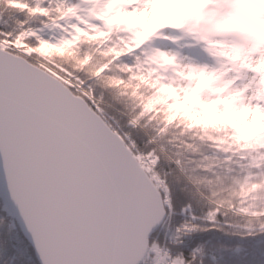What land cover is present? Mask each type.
Wrapping results in <instances>:
<instances>
[{
  "label": "snow or ice",
  "instance_id": "1",
  "mask_svg": "<svg viewBox=\"0 0 264 264\" xmlns=\"http://www.w3.org/2000/svg\"><path fill=\"white\" fill-rule=\"evenodd\" d=\"M111 3L4 0L15 19L0 14V264H264V205H248L264 163L187 119H215L213 93L244 86L210 43L236 34L206 35L195 18L117 30ZM239 71L249 95L260 74ZM101 81L125 103L106 104Z\"/></svg>",
  "mask_w": 264,
  "mask_h": 264
},
{
  "label": "rangeland",
  "instance_id": "2",
  "mask_svg": "<svg viewBox=\"0 0 264 264\" xmlns=\"http://www.w3.org/2000/svg\"><path fill=\"white\" fill-rule=\"evenodd\" d=\"M254 0H112L105 14L111 17V23L119 21L120 15L132 12L127 23L132 28H142V35H148L164 24L187 23L195 18V29L206 35H221L235 33V43L225 44L221 40H211V46L221 53H225L231 60L233 69L237 71L234 79L240 80L243 87H233L226 84L218 92L214 102L226 103L236 112L239 127L250 138H258L262 129L260 115H264V31L258 28V23L252 21L255 17ZM166 3V5H165ZM131 7V11L129 8ZM115 9V14L113 13ZM262 19V17H260ZM264 19V15H263ZM121 21V20H120ZM119 21V23H120ZM223 21V22H222ZM253 68L260 74L252 93L245 95V91L252 87V82L247 80L246 73L239 69ZM204 87H208L205 82ZM253 101H257L254 103ZM226 107L222 111L226 112ZM217 109L218 116L224 113ZM261 115V116H262ZM264 127V126H263ZM264 138L256 139V146H261ZM264 146V145H263ZM257 163L264 160L256 156ZM261 198L264 193L259 194ZM230 206V203L228 201Z\"/></svg>",
  "mask_w": 264,
  "mask_h": 264
},
{
  "label": "trees",
  "instance_id": "3",
  "mask_svg": "<svg viewBox=\"0 0 264 264\" xmlns=\"http://www.w3.org/2000/svg\"><path fill=\"white\" fill-rule=\"evenodd\" d=\"M106 13V12H105ZM107 16V14H105ZM0 14H3L4 21H6L8 26H11L15 15L12 12L11 9H8L6 6H4V0H0ZM132 12H128V14L123 13L120 15L119 21H115L113 24L117 26V30H124L121 29L120 26H125L126 29L132 30L136 28H132L129 23H127L128 19H131ZM53 56H55V62L56 63H66L70 64L73 67H76L75 64V57L74 56H66L62 54H48L47 58L52 60ZM100 86L104 88L107 92V98L105 99V103L112 105L114 101L125 103V100L123 97L118 95V91L115 89H112L107 86L106 83L103 81L100 82ZM221 102H210L208 106L212 109L213 112L217 113V107L216 105H221ZM226 107V112L222 111L224 113L223 116H218L215 119H211L204 116H198V115H189L187 117L189 124H196L198 125L197 132L195 135L200 136L203 139H216L220 141L221 146L222 145H228L229 148H231L234 152H241L242 155L247 159L249 163H251L254 160V157L259 156L264 160V141L261 144V146H256V139L258 138H264V132L260 131L258 134V138H250L247 134L244 133L242 127H239V120H237V114L236 112L230 107L228 103L224 106ZM223 107V108H224ZM126 109L130 111V105L126 104ZM262 115V114H261ZM260 115L261 123H263L264 126V115ZM262 126V129L264 130V127ZM229 203L231 204V201L229 200ZM248 205L250 208H254L257 205H264V197L261 198L258 194L257 196L253 197L252 199H249ZM254 214V213H253ZM233 222L236 225L244 226L245 223H252L251 216L249 215H241L237 213L233 216ZM213 235V233H195L193 234L194 240H201V239H207L209 236ZM217 235H219L217 233Z\"/></svg>",
  "mask_w": 264,
  "mask_h": 264
},
{
  "label": "bare ground",
  "instance_id": "4",
  "mask_svg": "<svg viewBox=\"0 0 264 264\" xmlns=\"http://www.w3.org/2000/svg\"><path fill=\"white\" fill-rule=\"evenodd\" d=\"M165 5H166V3H165ZM253 6H254V10H255V17L253 18L252 21L257 22L259 24L258 28L261 30L263 29V31H264V19H263L264 0H254ZM260 17H262V19Z\"/></svg>",
  "mask_w": 264,
  "mask_h": 264
}]
</instances>
